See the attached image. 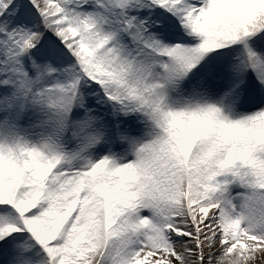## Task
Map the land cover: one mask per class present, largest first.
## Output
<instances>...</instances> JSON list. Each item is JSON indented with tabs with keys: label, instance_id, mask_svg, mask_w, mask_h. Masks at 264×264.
<instances>
[{
	"label": "snow or ice",
	"instance_id": "snow-or-ice-1",
	"mask_svg": "<svg viewBox=\"0 0 264 264\" xmlns=\"http://www.w3.org/2000/svg\"><path fill=\"white\" fill-rule=\"evenodd\" d=\"M0 264H264V0H0Z\"/></svg>",
	"mask_w": 264,
	"mask_h": 264
}]
</instances>
